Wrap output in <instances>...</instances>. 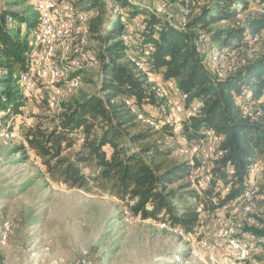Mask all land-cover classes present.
Wrapping results in <instances>:
<instances>
[{
    "label": "trees",
    "instance_id": "trees-1",
    "mask_svg": "<svg viewBox=\"0 0 264 264\" xmlns=\"http://www.w3.org/2000/svg\"><path fill=\"white\" fill-rule=\"evenodd\" d=\"M116 1L117 6L128 12L116 13L110 23L104 0H80L81 4L86 2L85 11H97L89 20V34L101 44L99 90L76 102L61 101L62 111L52 118V127L39 124L28 128L27 147L42 158L50 174L58 175L69 186L86 188L90 181L94 182L128 205L134 203L130 206L134 216L163 219L172 227L190 232L199 220L195 207L180 213L174 205L179 193L170 187L189 177L191 164L172 158L165 139L175 134L164 122L167 113L164 101L156 96L146 77L128 62V47L120 40L124 22L149 11L130 0ZM254 4L264 8V0H209L188 23L187 31L151 14L146 19V30L140 34L146 37L145 41L138 40L139 51L135 50L142 56L150 45V54L144 60L148 70L161 81H176L189 94L188 106L204 104L196 116L184 121L183 135L191 143L200 142L208 130L222 138L217 151L224 156L215 160L213 177L201 190L208 212L234 200L247 187L252 162L264 156V112L257 120L246 117L235 100L244 90L250 91L255 100L264 94V55L236 74L216 79L188 30L231 21L233 27L213 32L214 38L229 51L247 47L249 37L264 28V15L251 18L246 28L236 25L235 19L239 10L247 12ZM9 17L27 23L26 35L11 30ZM37 27L35 12L26 16L0 8V70L5 71L0 78V113L18 115L26 106L28 96L18 87L21 73L30 68L29 52L33 46L30 34ZM127 101L146 118L158 122L159 129L139 120ZM78 144L80 150L73 157L64 156L65 151ZM89 168L96 171L93 176L85 172ZM190 185L194 183L190 181L183 188ZM222 187L230 189L223 196ZM189 195L199 197L195 191ZM257 230L254 231L264 238V230Z\"/></svg>",
    "mask_w": 264,
    "mask_h": 264
},
{
    "label": "rangeland",
    "instance_id": "rangeland-1",
    "mask_svg": "<svg viewBox=\"0 0 264 264\" xmlns=\"http://www.w3.org/2000/svg\"><path fill=\"white\" fill-rule=\"evenodd\" d=\"M131 1L147 8L149 13L141 14L129 23L146 22V19L153 14L179 30L187 31V27L182 22L184 4L179 3V0ZM104 2L110 23L116 18V13L128 12L122 6H117L116 0H104ZM186 2L189 6V22L208 3L202 0H186ZM35 3V0H0V8H8L26 16L34 12L37 15ZM85 4L86 2H83L82 6L84 7ZM91 12L88 15L89 18L96 16V10ZM239 14V16L236 15V25L246 28L251 18L257 14L264 15V8L254 4L247 12L239 10ZM168 15L170 19H167ZM8 23L13 32H19L21 36L26 35V22L20 23L13 18V21ZM125 23L123 30H129ZM232 27L233 22L230 21L210 23L207 27L197 26L188 30L196 44H198L197 38L200 35L206 36L205 33L211 39L207 46L201 47L200 44L198 46H200V54L205 58V63L208 67L212 66V73L215 68L211 59L212 52L222 48L224 51H226L224 48L228 49L214 38L213 32ZM142 33L144 32L138 31L132 35L137 51H139L138 40L145 41L146 38L140 37ZM36 36L37 29L30 34L33 46L37 43ZM257 36L259 40L256 45L237 48L228 57V68L231 71L228 72L227 77L236 74L241 68H245L264 55V34L260 32ZM87 43L85 52L87 67L75 74V77L80 79L81 86L71 95H65L66 97L61 101L76 102L87 95L96 93L100 88L102 63L98 55L101 44L90 35ZM3 76L5 71L0 70V78ZM19 85L18 88L23 93L20 81ZM26 96L28 99L22 113L18 115L0 113V233L4 223L11 226L8 241L0 248V264H32L36 259L38 263H41L43 259H54L57 256H66L72 260L78 258L82 250L86 249L97 264H202L192 257V244L188 239L176 233L175 230L178 227H172L163 219L144 220L140 216H134L130 211V206L134 203L128 205L112 191L100 188L94 182L90 181L86 188H76L64 183L58 175L50 174L42 158L27 147L25 135L28 128L39 124L52 127V118L62 111V104L58 109L48 107L46 91L41 87ZM253 108L264 110V104L256 103ZM152 113L157 114L154 110ZM3 131H13L16 136L13 139H6L2 136ZM165 142L166 147L172 150V158L177 162L188 161L191 164L189 177L171 186L170 190L179 193L174 205L179 208L180 213L188 207H195L199 217L195 225L197 228L198 224L202 222L204 224L207 221L206 216L209 211L202 200V188L196 181L198 178L192 173L200 160L186 152L179 135L166 136ZM79 150L80 144L63 154L73 157ZM207 151L210 154L213 147ZM262 159L263 166L256 185L264 192V156ZM208 162L213 168L215 159L211 158ZM85 172L92 176L96 173L93 168L86 169ZM191 175L194 176L191 178ZM190 181L194 185L183 188V185H187ZM193 191L198 194V198L189 195ZM223 192L227 193L228 189L222 187V196ZM217 203L215 199V204ZM218 213L221 211L219 210ZM253 216L258 222L257 232L264 230V203L254 204ZM43 246L51 248L48 256L42 253ZM261 259L264 262V253Z\"/></svg>",
    "mask_w": 264,
    "mask_h": 264
},
{
    "label": "bare ground",
    "instance_id": "bare-ground-1",
    "mask_svg": "<svg viewBox=\"0 0 264 264\" xmlns=\"http://www.w3.org/2000/svg\"><path fill=\"white\" fill-rule=\"evenodd\" d=\"M156 1L162 2V0ZM202 1L208 2V0ZM179 3L184 4L182 22L187 27L189 23V6L186 4V0H179ZM35 4L38 19L37 43L30 49V68L21 74L20 84L24 94L31 93L30 83H27V79L25 78L26 73H29L32 92L39 90V87H41L46 91L48 106L51 109H58L62 98H65V95H71L81 86V81L78 77H75V74L87 67L85 52L90 35V18L88 15L92 12L85 11L80 0H48V4L51 6L48 7V18H43L42 5H39L37 2ZM61 5L64 6L62 7V11L59 9ZM237 15H240L239 11ZM167 19H170L169 15ZM8 21H13V18L9 17ZM49 21L51 30L46 32V27L43 26H49ZM125 24H127L126 28L129 30H123L120 40L129 48L127 60L146 77L147 83L151 85V89L155 92L156 96L164 101V108L167 112L164 122L171 126L175 134L180 136L181 143L184 145L186 152L191 157L200 160V164L193 168L192 173L198 178L199 187L204 188L213 177L212 167L208 160L211 158L216 160L223 156L222 152L217 151L222 138L212 130H208L205 134L206 137L204 136L200 142L191 143L183 135L184 121L196 116L204 108V104L192 103L188 106L189 94L184 92L174 80L161 81L156 73L148 70L144 60L150 54V45H148V48L146 47L147 49L144 51V54L139 56L135 51V44L132 41V35H135L138 31L142 32L146 30L147 23ZM62 26L66 28L64 29ZM42 34H46L48 46L45 47L44 51H40V55L35 56V52L39 47V36ZM261 34H264V28L261 30ZM257 35L259 34L249 37V46H254L258 43L259 38ZM210 41V38H206L203 35H200L196 40L197 45L200 44L201 47L207 46L210 44ZM235 51L236 49L232 51L226 49L224 51L222 48L212 52L211 59L215 65L213 75L216 79H225L227 77L228 72L231 71L228 68L227 59ZM43 60L46 61L47 71H43ZM33 63L35 67L32 70ZM49 73H54V78L50 77ZM71 81L75 82L72 87ZM165 87L169 91H166ZM235 100L240 106L242 114L246 117L257 120L264 112L262 108H253V105L256 103L264 104V94L255 100L254 95L250 91L244 90L242 94L235 97ZM127 104L133 113L138 115L139 120L159 129L160 124L158 122L154 119L146 118L142 113H139L133 108L130 101H127ZM176 121L177 130H175ZM2 136L6 139H13L16 135L13 131H3ZM211 147H213V151L209 154L207 149L210 150ZM262 162V157H260L259 162L258 158L252 162L247 187L235 197L234 201L224 205L215 212H208L206 216L207 221L204 224L203 222L198 224L199 226L194 228L192 232L176 228V233L188 239L192 244L191 255L199 263L264 264L261 259V255L264 253V238L254 231L257 228L258 222L253 216L254 204L264 203V192L256 185L263 166ZM251 181L252 187H249ZM219 210L221 213H218ZM10 233L11 226L8 223H4L0 233V248L8 241ZM235 242L237 245H235ZM254 248L258 250L257 256L247 255V250ZM41 251L44 255L48 256L51 253V248L43 246ZM227 251L237 252V258L233 253H227ZM91 260H93V264H97L95 259L92 258L91 253L86 249L82 250L78 258L72 260H69L66 256H57L54 259H43L42 262H45V264H91ZM37 261L36 259L33 263L40 264Z\"/></svg>",
    "mask_w": 264,
    "mask_h": 264
},
{
    "label": "built area",
    "instance_id": "built-area-1",
    "mask_svg": "<svg viewBox=\"0 0 264 264\" xmlns=\"http://www.w3.org/2000/svg\"><path fill=\"white\" fill-rule=\"evenodd\" d=\"M39 5H42V13H43V18H48V7H51L49 4H48V0H35ZM62 7H64L63 5H61V7H59L60 11H62ZM61 24V23H60ZM43 27H46V32L47 31H50L51 30V25H50V21H49V26H43ZM62 28H66L64 26H62ZM206 34V38H207V33ZM48 46L47 43H46V34H42L41 36H39V47H38V50L35 52V56L36 55H40V51H44L45 47ZM34 63L32 65V70L34 68ZM43 71H47V64H46V61L43 60ZM50 74V77H53L54 78V73H49ZM25 78L27 79V83H30V92H32V84L29 80V73H26V76ZM75 84V82H72L71 81V87ZM165 90L166 91H169V89L167 87H165ZM173 108V107H172ZM175 130H177V121H176V127H175ZM17 133V131H16ZM206 137V136H205ZM224 156V154H223ZM262 157V156H261ZM259 159L260 157L258 158V162H259ZM256 170V168H255ZM191 178H192V175H191ZM253 180V178H252ZM249 187H252V181H251V184ZM197 189V187H196ZM230 191L229 188H226ZM234 201V200H232ZM231 201V202H232ZM235 245H237V243L235 242ZM257 248H254L252 250H247V255H252V256H257ZM227 253H233L234 256H236L237 258V252H228ZM218 254H220L218 252ZM225 256V255H224ZM91 264H93V260L90 261ZM40 264H45V262H41Z\"/></svg>",
    "mask_w": 264,
    "mask_h": 264
},
{
    "label": "crops",
    "instance_id": "crops-1",
    "mask_svg": "<svg viewBox=\"0 0 264 264\" xmlns=\"http://www.w3.org/2000/svg\"><path fill=\"white\" fill-rule=\"evenodd\" d=\"M210 68L212 69V66H210Z\"/></svg>",
    "mask_w": 264,
    "mask_h": 264
}]
</instances>
